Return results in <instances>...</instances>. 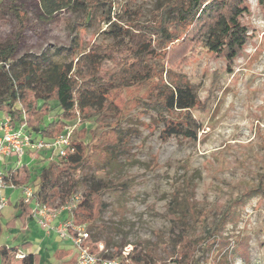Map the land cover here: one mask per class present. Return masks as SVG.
Returning a JSON list of instances; mask_svg holds the SVG:
<instances>
[{"label":"rangeland","instance_id":"374dc122","mask_svg":"<svg viewBox=\"0 0 264 264\" xmlns=\"http://www.w3.org/2000/svg\"><path fill=\"white\" fill-rule=\"evenodd\" d=\"M173 1L76 0L46 16L37 0H18L23 28L9 6L1 5L0 41L17 43L14 62L41 56L48 64H72L81 72L90 68L85 54L91 47L107 48L114 56L100 55L96 61L102 70L115 72L131 56L130 48L145 38L141 27H156L162 7ZM245 6L241 22L248 39L233 60L195 41L169 45L145 64L155 76L122 91L116 111L80 116L76 127L92 128L84 143L97 152H90L89 164L72 175L75 192L81 196L86 180L106 189L101 219L86 228L93 243L122 245L120 252H133L140 264H171L176 226L171 212L178 222L190 223L194 236L203 241L194 264H264V197H242L244 205H231L249 190L264 187V4L246 0ZM174 82L188 84L197 97L196 106L186 112L197 123L194 139L163 137L159 117L146 107L154 98L155 84ZM183 114L174 110L166 116L177 120ZM97 118L100 123L95 124ZM117 124L124 148L110 160L98 144ZM8 160L21 162L15 156ZM1 195L13 202V191L4 189ZM1 214L0 244L12 247L30 241L24 252L39 247L38 264H59L53 255L58 239L45 236L34 221L23 229H6L15 214L13 204Z\"/></svg>","mask_w":264,"mask_h":264},{"label":"trees","instance_id":"16d2710c","mask_svg":"<svg viewBox=\"0 0 264 264\" xmlns=\"http://www.w3.org/2000/svg\"><path fill=\"white\" fill-rule=\"evenodd\" d=\"M41 11L46 16L71 7L76 0H37ZM264 4V0H258ZM18 0H0V6L7 4L19 27L23 28L24 13L18 6ZM246 0H174L161 9L160 20L156 27H141L145 36L130 48L131 56L123 60L120 69L115 72L102 70L96 61L98 56L111 58L113 51L99 47H91L85 54L90 68L81 72L72 64L46 63L39 56L34 60L20 59L13 61L17 43L13 39L0 41V113L10 119L13 129H22L31 140L52 142L58 135L64 134L72 126L79 127L80 116L98 111L106 113L118 107L121 92L129 87H137L148 82L154 71L145 64L156 59L169 45H183L195 41L208 51L228 61L233 60L246 44L248 31L241 22L246 9ZM123 31V30H122ZM126 32V31H123ZM179 42V43H177ZM131 59V62H128ZM197 97L188 84L169 83L155 84L154 98L146 104L148 110L155 112L164 129L163 137L183 136L195 138L197 123L186 112L196 106ZM178 110L184 112L181 118L174 120L166 115ZM100 123V118L95 124ZM77 139L70 137L73 153L66 157L59 155L52 159V150L41 149L29 151L15 167L7 171L8 185L17 188L30 185L34 190V201L51 207L68 202L75 192L76 185L72 175L89 164L88 154L92 151L84 140L87 133L93 130L76 127ZM123 136L117 124L104 137L99 139V150L110 160L123 151ZM93 140L96 136L93 135ZM32 159L37 165L29 164ZM5 159H2V165ZM0 162V163H1ZM86 179V178H85ZM86 188L74 210V222L93 227L102 217L107 204L102 200L105 188L86 180ZM15 189V190H16ZM264 197V187L257 186L233 201L239 203L242 197ZM15 214L6 222V229L18 225L24 228L32 221V204H24L19 198L13 202ZM170 221L176 224L171 240L174 255L171 264H194L195 254L202 245V239L193 234L190 223L180 221L170 212ZM2 214L0 212V220ZM264 225V210H263ZM3 227L0 222V237ZM31 242L23 241L17 246L0 244V264H38L40 254L21 253ZM112 248L113 252H108ZM122 245L105 242L101 255L114 258L120 256ZM91 251L98 253L95 246ZM70 251L56 250L54 258L60 264H74V258L63 260ZM23 257L15 260V257ZM129 257L135 264L141 263L140 257Z\"/></svg>","mask_w":264,"mask_h":264},{"label":"built area","instance_id":"2783aa9c","mask_svg":"<svg viewBox=\"0 0 264 264\" xmlns=\"http://www.w3.org/2000/svg\"><path fill=\"white\" fill-rule=\"evenodd\" d=\"M71 128L64 134L58 135L52 142L45 143L42 140H31L30 136L22 129H13L10 119L3 117L0 119V161L10 156L18 159L23 158L29 151L47 149L52 150V159L59 155L66 157L68 152L73 153L70 137ZM6 173L1 169L0 164V211L8 205V198L1 195V191L6 188L16 189L13 185L7 184ZM20 192L24 204H32V220L46 234L54 233L60 240L69 243L75 251V264H135L129 257V251L124 250L120 256L109 258L101 255L103 245L91 241L90 232L85 225H78L74 222V210L80 200L78 195L73 196L68 202L51 207L34 201V190L32 186L25 185L17 188ZM95 245L98 253L91 251V246ZM23 257L18 255V258Z\"/></svg>","mask_w":264,"mask_h":264},{"label":"crops","instance_id":"0c3cea01","mask_svg":"<svg viewBox=\"0 0 264 264\" xmlns=\"http://www.w3.org/2000/svg\"><path fill=\"white\" fill-rule=\"evenodd\" d=\"M1 118H3V116H0V119H1ZM11 157H12V156L5 158V161H4L3 165H2V162L0 161V162H1L0 164H1V166H3V170L5 171V173H7V171H8L11 167H15V166L20 162V161H18V162L13 163V162H12L13 160L9 161L8 159L11 158ZM17 159H18V158H17ZM7 160H8V161H7ZM19 160H20V159H19ZM21 162H22V161H21ZM29 162H30V163H33L34 161H33L32 159H29V161H27V163H29ZM6 189H9L10 191H13V195H14L13 202H14L15 200L21 198V195H20V192H19L18 189H16V190H15V189H11V188H6ZM13 202H10L9 197H8V203H9V204H14ZM0 212H1V211H0ZM32 221H33V220H32ZM21 229H23V228H21ZM45 236H47V237H54V238L58 239L59 246L57 247L56 250L70 251V252H71L70 255H69L68 257H65L63 260H68L69 258L73 257V258H74V264H75V261H76L75 251L69 246V243L60 240V239H59L54 233H51V234H46V233H45ZM60 241L64 242L65 246L62 245V242H60ZM26 242H27V240H26ZM28 242H30V241H28ZM38 242H39V241H38ZM53 244L56 245V242L53 241ZM39 250H40V248L38 247L37 251H36V252H33V253H37V252H39ZM56 250H55V251H56ZM55 251H54V252H55ZM21 253H26V251H25V252L23 251V252H21ZM57 261L59 262V264L61 263L60 260H57Z\"/></svg>","mask_w":264,"mask_h":264}]
</instances>
